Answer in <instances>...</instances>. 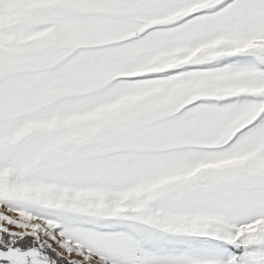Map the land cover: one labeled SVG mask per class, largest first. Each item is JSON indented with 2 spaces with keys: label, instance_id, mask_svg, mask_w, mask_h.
Returning a JSON list of instances; mask_svg holds the SVG:
<instances>
[{
  "label": "snow or ice",
  "instance_id": "obj_1",
  "mask_svg": "<svg viewBox=\"0 0 264 264\" xmlns=\"http://www.w3.org/2000/svg\"><path fill=\"white\" fill-rule=\"evenodd\" d=\"M0 264H264V0H0Z\"/></svg>",
  "mask_w": 264,
  "mask_h": 264
}]
</instances>
